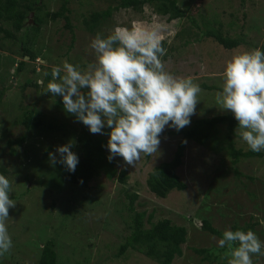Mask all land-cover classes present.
Instances as JSON below:
<instances>
[{
    "label": "rangeland",
    "instance_id": "rangeland-1",
    "mask_svg": "<svg viewBox=\"0 0 264 264\" xmlns=\"http://www.w3.org/2000/svg\"><path fill=\"white\" fill-rule=\"evenodd\" d=\"M40 1L48 12L59 11L63 3V0ZM69 1L67 15L72 31L63 18L46 19L32 47L36 59L22 55L29 27L16 32L14 40L0 33V174L10 180V198L16 201V207L9 209L7 221L13 247L0 258V264H38L42 248L49 242L57 251L58 264H158L134 250L116 257L131 233L134 214L128 207L134 194L135 210L145 213L146 227H150L147 221L151 215L153 222L170 219L175 225L187 227L183 255L177 256L173 264H227L228 257L224 256L227 249L218 247L221 237L203 229L205 219L222 234L227 229L252 230L264 241V225L260 223L264 219V156L242 159L233 166L226 149L225 126L218 127L205 145L183 140L175 135V129L166 127L160 136L158 152L143 156L135 167L127 166L118 156L114 158L119 160L118 173H126L125 183L119 180V174L114 179L102 174L88 187L77 188L65 180L70 171L64 165L50 163L49 153L69 141L74 144L72 151L77 153L81 132L92 133L65 111L61 96L46 93L54 66L67 61L85 68L94 62L95 52L90 44L98 32L106 37L116 27H154L167 43V54L163 57L167 70L176 76L191 77L202 89L196 114L183 129H189L196 119L226 115L229 111L219 109L215 99L222 92L226 63L234 55L264 45V0H180L187 16L171 22L154 14L149 5L140 12L121 9L96 30L90 29L91 15L117 5L120 0ZM211 14L213 19L208 18ZM190 16L198 18L201 29L192 25ZM34 17L35 13L33 20ZM208 23L231 38L244 34L251 47L225 49L204 35L209 30ZM0 26L12 29L3 21ZM20 62L25 65L19 72ZM41 80L43 85L37 83ZM29 110H34V119L41 118L52 127L26 128L21 120L23 112ZM93 135L109 138L107 134ZM22 136H26L23 146L9 143ZM234 139L237 147L249 150L238 135ZM181 141L186 148L178 174L187 189L174 190L167 198H159L149 190L148 178L157 166L174 158ZM56 155L59 159V154ZM193 248L210 249L216 259L204 261ZM253 261L264 264V256H253Z\"/></svg>",
    "mask_w": 264,
    "mask_h": 264
},
{
    "label": "clouds",
    "instance_id": "clouds-1",
    "mask_svg": "<svg viewBox=\"0 0 264 264\" xmlns=\"http://www.w3.org/2000/svg\"><path fill=\"white\" fill-rule=\"evenodd\" d=\"M162 39L154 27H116L106 37L98 32L90 44L94 62L82 68L65 61L51 70L46 93L61 96L65 111L92 134L110 129L106 145L110 162L119 156L135 167L143 156L158 152L166 127L180 131L196 114L202 89L191 77L167 70ZM223 76L216 104L233 114L238 122L236 135L248 149L264 151V50L234 55ZM37 83L43 85L42 80ZM73 147L71 141L57 146L49 153L50 163H60L74 173L79 157ZM11 191L10 180L0 174V258L13 247L7 227L9 209L16 207ZM260 223L264 225V219ZM217 245L227 249V264H254L253 256H264V241L252 230L227 229Z\"/></svg>",
    "mask_w": 264,
    "mask_h": 264
},
{
    "label": "trees",
    "instance_id": "trees-1",
    "mask_svg": "<svg viewBox=\"0 0 264 264\" xmlns=\"http://www.w3.org/2000/svg\"><path fill=\"white\" fill-rule=\"evenodd\" d=\"M69 3V0H63L59 11L48 12L45 11L40 0H0V21L9 23L12 28L5 29L0 26V33H4L5 38L14 40L16 32L19 33L24 28L29 27L25 39L27 42L22 44V55L30 59H36L32 47L34 43H36V39L46 19L57 21L63 18L66 21V27L72 31L71 19L67 15L70 12L68 7ZM145 5L152 7L154 14L166 17L169 22L187 16L185 11L180 7V0H120L117 5L110 6L107 10L93 13L90 18V29L96 30L100 23L112 17L115 11L121 9H134L140 12L143 11V6ZM32 12L35 13L34 22L32 26H28L29 15ZM209 17L211 19L214 18L213 14L208 16V18ZM189 20L192 25L201 29L197 23L198 18L190 16ZM207 25L209 30L205 31L204 35L215 39L225 49L232 50L242 45L247 47H251L252 45L250 41L246 40L244 34V37L231 38L222 31L217 30L214 24L208 23ZM74 42L75 37L73 36L72 45ZM162 44L165 48L167 43L162 41ZM260 49L264 50V45ZM24 65V62H20V64L17 65L19 72L24 69ZM35 86L38 87L39 85L36 84ZM219 89L221 90V88ZM1 100L2 94L0 95V101ZM23 113L21 124L29 130L40 129L47 125L49 128L52 127L51 124L43 122L41 118L37 117L34 119V110L24 111ZM220 126L226 127V149L229 151L233 166H236L242 159L264 156L263 152L256 153L250 149L246 151L242 147H237L234 138L237 136L236 128L238 122L231 112L209 119L193 120L189 129L176 131L175 135L181 136L183 140H193L200 145H205L214 132L218 131V127ZM109 132L110 129H104V134L108 135ZM108 139L109 138L103 136L97 137L90 134L87 130H83L78 137V143L76 145V154L79 157V163L74 173H66L65 180L74 187L86 188L93 180L100 177L102 174H106L111 179H114L119 174V180L125 183V171L118 173V169L116 168L119 160L113 159L111 162L108 160V149L106 147ZM25 142L26 136H22L14 142L9 140V143L18 146H23ZM185 148V142L181 141L174 158L168 163L157 166L154 171L151 172L147 185L149 190L157 197L165 199L170 192L174 190L184 191L187 189L186 182H184L178 174V168L183 164L182 158ZM99 155L102 157L98 158ZM118 158L122 159V157L119 156ZM4 170L2 169L1 171L4 172ZM235 171L238 176L241 175L237 168ZM136 198L137 195L135 194L130 197L131 203L128 207L129 211L134 214L131 233L126 237V241L121 245L120 251L116 254V257H120L127 250H134L144 254L158 264H173L177 256L183 255L182 246L187 243L188 240L187 227L175 225L170 219H162L153 222V215H151L147 221L150 227H146L144 222L145 213L136 212L135 210L134 203ZM203 229L222 238V233L217 230L209 220L205 219L203 221ZM193 251L202 256L204 261L214 262L216 259L214 253L210 249L193 248ZM38 264H58V254L52 243L49 242L43 246Z\"/></svg>",
    "mask_w": 264,
    "mask_h": 264
},
{
    "label": "water",
    "instance_id": "water-1",
    "mask_svg": "<svg viewBox=\"0 0 264 264\" xmlns=\"http://www.w3.org/2000/svg\"><path fill=\"white\" fill-rule=\"evenodd\" d=\"M33 16H34V12H32L30 15H29V23H33Z\"/></svg>",
    "mask_w": 264,
    "mask_h": 264
}]
</instances>
